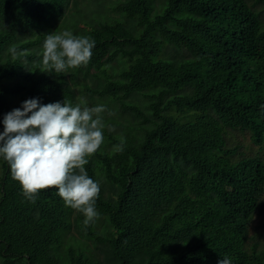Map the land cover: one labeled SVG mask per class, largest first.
<instances>
[{
    "label": "trees",
    "instance_id": "1",
    "mask_svg": "<svg viewBox=\"0 0 264 264\" xmlns=\"http://www.w3.org/2000/svg\"><path fill=\"white\" fill-rule=\"evenodd\" d=\"M68 3L0 0V132L26 99L75 105L78 84L98 93L105 143L84 167L100 182V215L85 226L77 211L74 221L103 258L63 243L74 209L57 188L29 201L0 157V264H264V232L253 231H264V160L226 144L229 129L264 143V0H123L121 19L85 21L74 34L95 41L86 66L56 74L42 61L29 67L32 54L13 58L15 27L49 29ZM126 97L144 98L150 111L134 137L111 117L116 102L136 106Z\"/></svg>",
    "mask_w": 264,
    "mask_h": 264
},
{
    "label": "clouds",
    "instance_id": "2",
    "mask_svg": "<svg viewBox=\"0 0 264 264\" xmlns=\"http://www.w3.org/2000/svg\"><path fill=\"white\" fill-rule=\"evenodd\" d=\"M94 46L92 38L68 30L47 34L41 71L66 74L69 69L86 66ZM9 51L13 58L29 54L27 50L18 52L15 46ZM105 111L104 105L90 107L87 101L41 104L39 98H30L4 115L0 157L9 163L12 178L29 201L35 202L41 190L54 187L67 206L84 215L85 226L98 219L100 182L89 177L84 166L104 142L101 114ZM124 145L122 137L114 150L122 152ZM217 264L232 261L224 257Z\"/></svg>",
    "mask_w": 264,
    "mask_h": 264
},
{
    "label": "rangeland",
    "instance_id": "3",
    "mask_svg": "<svg viewBox=\"0 0 264 264\" xmlns=\"http://www.w3.org/2000/svg\"><path fill=\"white\" fill-rule=\"evenodd\" d=\"M123 0H69L68 7L66 10V13L64 17L58 21L54 26H51L49 29L44 30H29L20 26L15 27V31L13 35H15V38L13 41L9 44L11 46L18 45L21 43H25L27 41H34L38 38V35H43L40 42H38L35 45H30L29 47H26L24 50H27L29 54H32L31 63H29V67L32 66V64L36 65L38 61H42L43 56V45L44 41L46 39V35L50 34L52 32L60 33L64 30L71 31L73 34H76L80 28H84V22H90L91 25H98L101 22L105 21H112L114 19L119 20L121 19V16L119 12L116 10V6L121 3ZM5 24H0V29H4ZM11 32V31H10ZM8 48V47H7ZM18 52L23 51L22 49L17 50ZM7 51L3 52L2 57H5L7 54ZM2 59V58H1ZM116 69V68H115ZM118 70V69H117ZM98 73V75L101 78L102 83L107 80V76L105 79H103L102 73L100 74L99 71L92 70V73ZM106 72L108 74H115L117 72H114L110 67L106 68ZM68 74L69 71H68ZM70 75H68L69 78ZM114 77H118L117 74L114 75ZM111 78V77H108ZM93 81L97 82L95 78H93ZM86 84H89L91 88H98L96 87V83H93L90 79L85 80ZM101 88V87H99ZM75 94L79 99V103L81 101H87L88 106L94 107L97 105H104L106 107V103L102 102L98 98V93L93 92L89 93L85 91L84 88H81V86L75 85L74 87ZM93 97V98H92ZM125 102H128L127 104L133 103L135 105H128L129 107L122 108L118 103L112 104L115 106V110L111 111V117H114L116 122H119L121 124H129L132 125L131 128L127 129V134H129L130 137H134L139 135L140 129L139 127L145 125L144 117L149 116L150 111L148 110V107L145 106L146 100L140 99L135 100L134 98L131 99L129 97H126L124 99ZM144 101V102H143ZM132 105V106H131ZM134 107L136 110H133L131 107ZM138 109L141 113H138ZM108 128V124H107ZM112 134H116L117 129L113 127V131H111ZM104 135V142L105 143V133L103 131ZM226 144L230 148L237 147V156H259L264 160V143L262 145H255L250 137V133L248 131H241L238 129H229L228 134L226 135ZM0 176H1V163H0ZM77 215V210L74 209V212L72 214V225L70 230L65 234L64 236V244H72L75 249L78 248H85L88 252H94L99 257L98 259L103 258V253L101 250V245L99 242H96L94 239H89L87 236H84L79 232L80 228L75 223V217ZM257 224V223H256ZM253 231H262V228L260 226L256 227ZM260 240L264 241V234L260 238Z\"/></svg>",
    "mask_w": 264,
    "mask_h": 264
}]
</instances>
